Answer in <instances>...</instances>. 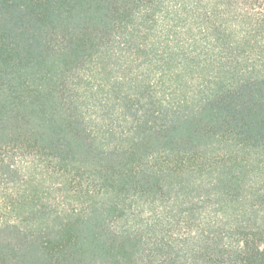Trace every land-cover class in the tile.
I'll use <instances>...</instances> for the list:
<instances>
[{"label": "trees", "instance_id": "trees-1", "mask_svg": "<svg viewBox=\"0 0 264 264\" xmlns=\"http://www.w3.org/2000/svg\"><path fill=\"white\" fill-rule=\"evenodd\" d=\"M174 1L0 0V264H264V176L242 173L264 149V0ZM179 17L204 33L187 81L143 78L92 125L75 74L135 47L165 76ZM27 159L80 208L38 206Z\"/></svg>", "mask_w": 264, "mask_h": 264}, {"label": "rangeland", "instance_id": "rangeland-1", "mask_svg": "<svg viewBox=\"0 0 264 264\" xmlns=\"http://www.w3.org/2000/svg\"><path fill=\"white\" fill-rule=\"evenodd\" d=\"M173 2L175 5L176 1L173 0ZM177 12H179V8ZM190 22L192 20L190 21L186 17H179L175 28L177 38L172 37L168 41L171 50L177 55L175 70H166L165 76L162 75L161 69V51L152 53L135 47L114 48L109 51V58L105 61L108 66L94 63L75 74L73 84L79 90L78 95L85 107V118L90 119L92 125H99L100 120H107L104 117L105 111L107 112L108 96L113 92L115 94L126 93L129 85L140 84L143 78L147 79L152 95L172 84L175 76L187 81L182 69L183 58L185 55L195 56L192 42L197 38L201 39L204 34L201 30L193 29L188 35L186 30ZM146 71L149 72L146 73ZM171 79L172 81H170ZM108 113L112 115L113 110L109 108ZM98 119L100 120L98 121ZM111 119L114 120L113 115ZM118 124L119 122L116 121L115 125L118 126ZM243 158L247 167L242 173L247 180L261 174L264 176V149L244 154ZM23 163L31 169L30 191L38 206L58 210L80 208V198L72 193L69 187L63 185V180L60 177L47 173L45 168H41L40 162L35 159H27Z\"/></svg>", "mask_w": 264, "mask_h": 264}]
</instances>
